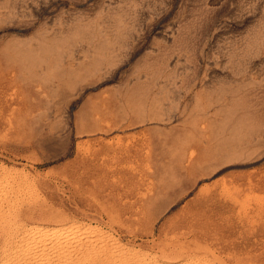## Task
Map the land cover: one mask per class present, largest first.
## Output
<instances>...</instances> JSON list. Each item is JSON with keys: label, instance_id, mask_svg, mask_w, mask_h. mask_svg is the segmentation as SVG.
Instances as JSON below:
<instances>
[{"label": "rangeland", "instance_id": "1", "mask_svg": "<svg viewBox=\"0 0 264 264\" xmlns=\"http://www.w3.org/2000/svg\"><path fill=\"white\" fill-rule=\"evenodd\" d=\"M0 178L1 262L264 264V0H0Z\"/></svg>", "mask_w": 264, "mask_h": 264}, {"label": "bare ground", "instance_id": "2", "mask_svg": "<svg viewBox=\"0 0 264 264\" xmlns=\"http://www.w3.org/2000/svg\"><path fill=\"white\" fill-rule=\"evenodd\" d=\"M1 180V178H0ZM3 180V179H2ZM1 180V181H2ZM6 181V180H5ZM10 181V180H9ZM3 183V182H0V184ZM5 183V182H4ZM6 184V183H5ZM9 184V182H8ZM2 187V186H1ZM5 187V186H4ZM12 193V192H11ZM13 195V194H12ZM15 196V195H14ZM3 197V196H2ZM1 198V197H0ZM5 198V197H4ZM16 198V197H15ZM3 199V198H2ZM7 199V198H6ZM10 199V198H9ZM4 201V200H3ZM14 201V200H12ZM5 202V201H4ZM12 203V202H11ZM15 204V203H14ZM8 205V204H7ZM4 206V205H3ZM13 206V205H12ZM9 208V207H8ZM11 209V208H10ZM12 210H15V209H12ZM17 210V209H16ZM12 212V211H11ZM14 215V214H13ZM17 217V216H15ZM1 218V217H0ZM13 220V219H12ZM11 220V221H12ZM13 222V221H12ZM20 224V223H19ZM18 224V225H19ZM31 224V223H30ZM68 224V223H67ZM73 224V223H72ZM63 225V224H62ZM82 225V224H81ZM61 226V225H60ZM10 227V226H9ZM18 227V226H17ZM22 227V226H20ZM19 227V228H20ZM64 227V226H63ZM54 228V227H51V226H42V225H31V226H26L24 225L23 226V229L22 231L24 232L23 233V236H22V240L21 241V247L19 245L20 248H22L21 250H23L21 253H26L29 251V253L32 251H35V257L32 259H30L29 261H26V262H29L27 264H47V263H50V262H47L48 260H51V256L54 255L56 256L55 259V263L54 264H114L115 260H114V252L112 253V249L109 247L108 250L110 249V253H111V256L108 252L106 251H103L105 253H102L100 252V250L104 249V243L102 241H100L99 239L95 238V239H88V238H82L81 240L78 241V243L74 244L73 241H70V238L72 237V232H76L75 227H73L72 225L70 226V228H68L69 230H66L64 228ZM68 227V225H67ZM66 228V227H65ZM80 228V227H79ZM18 229V228H17ZM21 230V229H20ZM98 232H101V231H98ZM2 233V232H1ZM11 233V232H10ZM84 233V232H83ZM89 233V232H87ZM82 234V233H80ZM78 235V234H77ZM83 235V234H82ZM107 235V234H106ZM11 236V235H10ZM19 236H21L19 234ZM75 236V234H74ZM73 236V237H74ZM88 236V235H87ZM93 236V235H92ZM105 236V234H104ZM112 236V235H110ZM13 237V236H12ZM72 237V238H73ZM83 237V236H82ZM97 237V236H96ZM101 237V236H100ZM106 237V236H105ZM113 237V236H112ZM71 238V239H72ZM111 238V237H110ZM75 239V238H74ZM79 239V237H78ZM103 239V238H101ZM108 239V238H107ZM12 240V239H11ZM10 240V241H11ZM17 241V240H16ZM114 241H117L116 238ZM16 243V242H15ZM14 243V244H15ZM106 243V242H105ZM120 243V242H118ZM12 244V243H11ZM107 244H108V241H107ZM114 244V243H113ZM16 245V244H15ZM117 245V244H116ZM3 246V245H1ZM114 246V245H113ZM121 246V245H120ZM18 247V248H19ZM105 247H106V244H105ZM112 247V246H111ZM16 248V247H15ZM14 248V250H15ZM18 248H17V252L18 251ZM5 249V248H4ZM106 249V248H105ZM104 249V250H105ZM117 249V248H116ZM120 249V248H119ZM136 249V248H135ZM118 250V249H117ZM125 250V249H124ZM128 250V249H127ZM16 251V250H15ZM75 251V255L76 257L74 256V254H72L73 252ZM147 251V250H146ZM6 252V251H5ZM11 252V251H10ZM31 252V253H32ZM100 252L99 256L97 257V254ZM127 252V251H126ZM138 252V251H137ZM141 252H144V251H141ZM165 252V255H166V258L165 259H159L156 255H149V252H148V255H145L143 253L142 257H140L139 260H143L142 263L143 264H188V262H181V263H172L171 261H173L174 259V254L175 252H168V251H164ZM8 253V252H7ZM13 253V252H12ZM15 253V252H14ZM13 253V254H14ZM77 253V254H76ZM109 255H108V254ZM128 253V252H127ZM135 253V252H133ZM172 253H173V256H172ZM5 254V253H4ZM9 254V253H8ZM7 254V255H8ZM17 254V253H16ZM115 254H120V253H116ZM142 254V253H141ZM147 254V253H146ZM21 255V254H19ZM24 255V254H23ZM31 254H29V257H30ZM129 255V254H127ZM137 255V253H136ZM10 256V255H8ZM15 256H18L15 255ZM25 256V255H24ZM23 256V257H24ZM27 256V254H26ZM25 256V260L28 259V257L26 258ZM53 256V257H54ZM75 258H74V257ZM116 256H119V255H116ZM115 256V257H116ZM122 256V255H120ZM132 256V255H131ZM140 256V255H138ZM145 256V257H144ZM178 256V255H177ZM7 257V256H6ZM52 257V258H53ZM132 257H135L132 256ZM137 257V256H136ZM183 257V254L180 252V255L178 256V258H182ZM9 258V257H8ZM100 258V259H99ZM119 258V257H118ZM122 258H124L123 260L125 261V257L122 256ZM129 258V257H128ZM142 258V259H141ZM7 259V258H6ZM19 259V258H18ZM21 259V258H20ZM75 259V260H74ZM120 259V258H119ZM2 260V259H1ZM117 260V259H116ZM123 260H121L123 262ZM134 260L136 261V259L134 258ZM138 260V261H139ZM181 260V259H180ZM186 260V259H185ZM9 261V260H8ZM16 261V260H15ZM18 261V260H17ZM16 261V262H17ZM52 261V260H51ZM73 261L75 263H73ZM129 261V260H128ZM175 261V260H174ZM189 261V260H188ZM14 262V261H13ZM118 262V261H117ZM24 263V261H23ZM121 263V262H120ZM119 263V264H120ZM135 263V262H134ZM199 263V262H198ZM0 264H10L8 262H6V260H2V262L0 261ZM13 264V263H12ZM14 264H22L20 262L18 263H14ZM25 264V263H24ZM53 264V262H52ZM127 264V262H126Z\"/></svg>", "mask_w": 264, "mask_h": 264}]
</instances>
